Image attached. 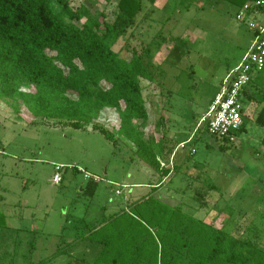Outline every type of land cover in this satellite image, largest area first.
<instances>
[{
	"label": "rangeland",
	"instance_id": "rangeland-1",
	"mask_svg": "<svg viewBox=\"0 0 264 264\" xmlns=\"http://www.w3.org/2000/svg\"><path fill=\"white\" fill-rule=\"evenodd\" d=\"M69 1L73 9L83 3L92 16L104 12L107 22L114 19V1ZM239 9L227 0H156L153 5L142 0L136 21L147 11L152 15L113 47L127 59V40L130 49L141 52L155 39L152 70L160 68L153 70L152 83L141 81L149 117L142 138L162 140L164 151L175 145L168 163L161 161L169 170L163 180L117 140L115 112L105 118L109 124H101L116 143L91 125L78 129L34 119L25 107L0 96V264H90L100 249L96 244L68 243L126 205L127 211L134 208L131 203H164L243 239L257 235L264 250V128L255 124L246 99L243 116L250 119L234 144L197 127L253 42L251 20H236ZM256 85L255 91L262 84ZM56 166L62 168L59 184L52 182ZM92 179L97 188L89 197L82 190Z\"/></svg>",
	"mask_w": 264,
	"mask_h": 264
},
{
	"label": "trees",
	"instance_id": "trees-1",
	"mask_svg": "<svg viewBox=\"0 0 264 264\" xmlns=\"http://www.w3.org/2000/svg\"><path fill=\"white\" fill-rule=\"evenodd\" d=\"M113 1L114 19L107 22L104 12L92 16L83 3L73 9L69 0H0V96L25 107L34 119L78 129L91 125L110 141L130 145L138 160L163 180L169 170L159 161L168 163L175 145L164 151L162 140L142 138L149 117L141 81L152 83L153 70L160 68L152 70L155 39L141 52L130 49L127 40V59L113 50L119 39L134 35L151 11L137 22L142 0H103ZM227 1L241 8L254 0ZM82 18L86 21L80 23ZM248 87L246 100L252 98ZM110 111L118 117L117 140L101 124L109 122L105 118ZM256 123L264 128V107ZM96 188L92 179L82 191L93 197ZM131 206L87 227L82 239L68 245L96 244L100 249L90 264H264L257 235L243 239L164 203ZM3 224L0 216V227Z\"/></svg>",
	"mask_w": 264,
	"mask_h": 264
},
{
	"label": "built area",
	"instance_id": "built-area-1",
	"mask_svg": "<svg viewBox=\"0 0 264 264\" xmlns=\"http://www.w3.org/2000/svg\"><path fill=\"white\" fill-rule=\"evenodd\" d=\"M236 20H251L248 28L253 34V42L241 62L222 81L219 92L197 124L208 135L231 145L236 142V134L243 124V94L254 77L264 70V0L245 3L237 12ZM188 142L180 143L179 148L185 149ZM193 153L192 149L191 154ZM159 162L162 168L164 164ZM61 169L60 166L55 167L52 177L54 184H59L62 180Z\"/></svg>",
	"mask_w": 264,
	"mask_h": 264
},
{
	"label": "crops",
	"instance_id": "crops-1",
	"mask_svg": "<svg viewBox=\"0 0 264 264\" xmlns=\"http://www.w3.org/2000/svg\"><path fill=\"white\" fill-rule=\"evenodd\" d=\"M262 73L263 72L256 75L251 82L252 84L248 87V90H250V92H252V94H251L252 98H250V100L247 99L248 102L250 103L248 111H250V113H252L253 120H254L255 124H257L256 119L258 117V114L262 111V109L264 107V77H262V79L260 80V76ZM258 82H261L262 85L259 87V90L255 91L254 88L257 87L256 83H258ZM243 99H244V97H243ZM249 117H250L249 114H248V116L247 115L244 116L242 127L244 125V122H246V119H250Z\"/></svg>",
	"mask_w": 264,
	"mask_h": 264
}]
</instances>
